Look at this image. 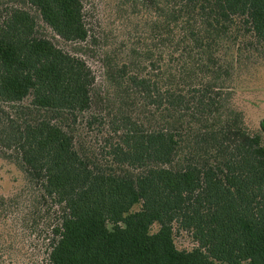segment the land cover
I'll use <instances>...</instances> for the list:
<instances>
[{"label":"trees","instance_id":"1","mask_svg":"<svg viewBox=\"0 0 264 264\" xmlns=\"http://www.w3.org/2000/svg\"><path fill=\"white\" fill-rule=\"evenodd\" d=\"M90 13L0 0V157L60 208L49 263L264 264L263 137L235 101L264 0H110L99 79Z\"/></svg>","mask_w":264,"mask_h":264},{"label":"rangeland","instance_id":"2","mask_svg":"<svg viewBox=\"0 0 264 264\" xmlns=\"http://www.w3.org/2000/svg\"><path fill=\"white\" fill-rule=\"evenodd\" d=\"M91 10L88 22L97 36L100 56L87 58L102 75L101 53L110 54V0H85ZM93 30V31H92ZM50 37L52 33L48 32ZM125 38V31L122 34ZM236 105L245 112L253 132H261L264 143V62L238 79ZM96 133H98L96 129ZM102 134H98L99 138ZM60 208L54 199L30 188L24 174L12 162L0 157V264H50L48 252L53 229L59 223ZM157 227H154L156 230ZM179 249L192 246L190 237L176 235Z\"/></svg>","mask_w":264,"mask_h":264}]
</instances>
